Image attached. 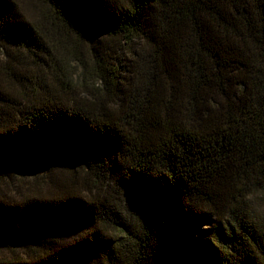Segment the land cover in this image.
I'll return each mask as SVG.
<instances>
[{
  "label": "trees",
  "instance_id": "1",
  "mask_svg": "<svg viewBox=\"0 0 264 264\" xmlns=\"http://www.w3.org/2000/svg\"><path fill=\"white\" fill-rule=\"evenodd\" d=\"M41 5L0 0V184L46 182L0 191V264H264V0Z\"/></svg>",
  "mask_w": 264,
  "mask_h": 264
},
{
  "label": "rangeland",
  "instance_id": "2",
  "mask_svg": "<svg viewBox=\"0 0 264 264\" xmlns=\"http://www.w3.org/2000/svg\"><path fill=\"white\" fill-rule=\"evenodd\" d=\"M19 1L25 8L24 11L26 12V14L35 18H39V14L40 12H42L41 0ZM61 45L62 44H60V49L58 50L61 56L66 61L65 69L60 73L61 79L66 83H69L73 89L77 90L78 93H82V91L87 92L89 88L95 85V81L85 76L84 68L82 65L84 60H86V62H90L87 46L77 42L74 39H69L67 40V42H63V47ZM73 54H75V56H73ZM0 59H3L1 55ZM80 59H82V61ZM83 85H86V88H83ZM43 175L44 172H36L27 176H18V178H14L13 180L8 179L0 184V191H8L9 193H11L16 190L25 191L28 189L42 187L44 186V184H46ZM260 202H263V205L264 199Z\"/></svg>",
  "mask_w": 264,
  "mask_h": 264
}]
</instances>
